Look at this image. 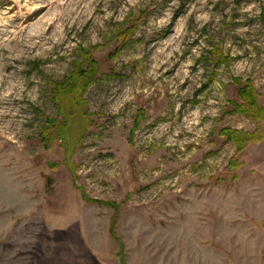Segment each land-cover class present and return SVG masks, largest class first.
Returning a JSON list of instances; mask_svg holds the SVG:
<instances>
[{"label": "rangeland", "instance_id": "rangeland-1", "mask_svg": "<svg viewBox=\"0 0 264 264\" xmlns=\"http://www.w3.org/2000/svg\"><path fill=\"white\" fill-rule=\"evenodd\" d=\"M235 78L264 106V0H0V264H264Z\"/></svg>", "mask_w": 264, "mask_h": 264}, {"label": "trees", "instance_id": "trees-1", "mask_svg": "<svg viewBox=\"0 0 264 264\" xmlns=\"http://www.w3.org/2000/svg\"><path fill=\"white\" fill-rule=\"evenodd\" d=\"M218 60L219 63H230L229 57L224 55L222 52H218ZM86 61L89 62V66L84 69L83 66H80L71 77L67 78L63 82L52 83L53 92L56 95L57 99L61 97L63 93H74L76 95V99L79 100L81 96V91L85 90L87 85L93 79L98 71V63L92 59L91 55L87 52L85 53ZM234 82L241 87L240 89V97L241 102H235V107L233 112L242 113L258 123V131L250 132V131H238L231 128H223L220 132V135L226 138L228 142H234L237 146L236 154L232 161L231 167H236L239 163L237 160V156L243 151L245 144L250 143L252 141H257L259 138L257 137V132H261L264 134V106H262L259 102L260 94L255 90L253 83L247 80L245 83L242 78H235ZM48 122L57 123L56 119L48 118ZM52 125V124H51ZM62 124H59L61 128ZM117 218L112 220L111 223V233L112 236L117 240L120 245V257L122 262L124 263V251L123 246L120 242V239L117 235L116 227H117Z\"/></svg>", "mask_w": 264, "mask_h": 264}]
</instances>
